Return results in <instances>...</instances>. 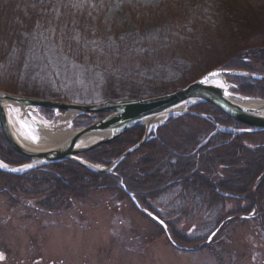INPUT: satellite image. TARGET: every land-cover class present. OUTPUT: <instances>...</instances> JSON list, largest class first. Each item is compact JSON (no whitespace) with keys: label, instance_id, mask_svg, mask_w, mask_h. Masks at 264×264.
I'll return each instance as SVG.
<instances>
[{"label":"rangeland","instance_id":"rangeland-1","mask_svg":"<svg viewBox=\"0 0 264 264\" xmlns=\"http://www.w3.org/2000/svg\"><path fill=\"white\" fill-rule=\"evenodd\" d=\"M91 8L97 13L88 14ZM239 54L241 62L230 68L264 76V0H0V91L17 96L81 104L146 99L178 91ZM253 81L248 83L254 87L264 82ZM58 113L45 108L32 116L49 125ZM96 115L103 119L108 113L80 115L71 129L89 127ZM200 120L195 119L197 127L203 125ZM169 123L158 129L155 124L153 130L184 131V121ZM16 126L36 134L30 122L16 120ZM126 134L112 142L123 138L125 148H131L134 142ZM141 157L129 155L124 168L139 164ZM123 192L98 190L64 199L53 209L40 195L19 203L21 197L0 193V264H217L220 258L224 264H264L259 227L264 213L261 222L231 221L223 237H213L212 253L188 245L185 235L197 236L204 212L181 218L167 230ZM187 201L175 200L174 207L187 209ZM233 207L228 203V209ZM207 228L212 235L214 228Z\"/></svg>","mask_w":264,"mask_h":264},{"label":"trees","instance_id":"trees-1","mask_svg":"<svg viewBox=\"0 0 264 264\" xmlns=\"http://www.w3.org/2000/svg\"><path fill=\"white\" fill-rule=\"evenodd\" d=\"M86 12L97 13L92 8ZM238 57L241 55H232L227 60L213 65L214 67L209 70L225 64L231 66L240 60ZM240 83L241 93L259 94L264 99V82L255 87L251 86L248 80L243 79ZM194 109L204 114L209 113L213 120L221 124L242 127L210 104H199ZM95 117L96 119L90 118L93 120L91 124L101 119L100 115ZM195 119L197 117L187 114L168 120L169 125L184 121L185 127L182 129L184 131H172L167 126L160 129L153 140L135 152L141 153L139 164L133 166L125 164L124 168V162L117 167L114 175L98 174L71 162L53 164L23 176L0 172V193L10 198L15 195L21 197L19 203L27 201L28 196L40 195L46 197L44 205L53 209L61 205L64 199L78 200L98 190L120 188L124 191L122 187H117V184L122 182L140 205L163 220L169 230L171 227L169 224L179 225L176 222L181 218H187L195 212L201 216L200 214L204 212L203 228H199L197 236L191 238V231L185 235L190 239L187 241L188 245L211 249L212 242L216 240L214 238L220 235L223 237L225 231L222 230L225 226L226 230L234 219L240 221L244 217L252 216L258 220L264 216V214L259 216L260 213H264V189L259 185L264 181V132L258 135L221 132L204 120H200L203 125L197 127ZM174 128L179 130L180 127ZM143 131L137 128L128 132L127 141L130 139L135 145L142 139ZM203 141L206 142V147L201 148ZM125 145L123 138H120L101 149L83 155V158L91 163L109 166L127 150ZM0 158L11 165H21L27 161L12 151L1 132ZM250 174H254L252 178H249ZM164 197H167L165 203ZM182 198L189 200L187 209H178V205H175V208V200L180 201ZM147 201L154 205H149ZM161 202L167 205L163 206ZM230 202L234 207L228 209ZM154 206L161 210V215L151 208ZM192 215L191 217L195 218ZM263 222L259 227L264 234ZM204 226L214 228L213 232L210 231L212 235L215 233L211 242L208 241L211 236L209 229ZM220 261L224 264L221 258L217 264H220Z\"/></svg>","mask_w":264,"mask_h":264},{"label":"water","instance_id":"water-1","mask_svg":"<svg viewBox=\"0 0 264 264\" xmlns=\"http://www.w3.org/2000/svg\"><path fill=\"white\" fill-rule=\"evenodd\" d=\"M231 76L264 81V76L254 75L247 71L215 69L192 84L173 93L146 99L107 101L94 104L67 103L22 97L0 91V128L12 149L29 161L21 167L9 166L0 162V171L21 176L42 166L69 161L96 173H112L125 158L134 153L148 140L150 128L142 123L144 120H156L160 117L166 120L186 113L204 118V115L200 113L183 108L184 104H212L233 120L250 127V129L243 132H263L264 116L260 114L259 109L247 105L251 101L249 97L232 92L237 87L229 81L228 77ZM260 101L264 102L263 100ZM39 108L53 109L55 112L64 111L75 115L108 113V116L89 127L78 130L75 136L65 143L42 150L27 147V145L19 141L11 120V117L15 116L19 123L27 125V122H30L36 129H40L45 125L35 120L32 116V114H37V109ZM142 125L146 127L143 140L122 154L110 167L99 168L80 159L81 155L96 150ZM92 134L106 137L90 145L81 146V140ZM130 198L139 208L132 195H130ZM151 217L158 221L154 216Z\"/></svg>","mask_w":264,"mask_h":264},{"label":"bare ground","instance_id":"bare-ground-1","mask_svg":"<svg viewBox=\"0 0 264 264\" xmlns=\"http://www.w3.org/2000/svg\"><path fill=\"white\" fill-rule=\"evenodd\" d=\"M193 82L187 84L186 86L192 84ZM184 87V86H182ZM181 87V89H182ZM172 93V92H171ZM160 96V95H159ZM155 97V96H154ZM157 97V96H156ZM152 98V97H149ZM247 105H249L252 108H257L260 110V114L262 116H264V102L258 100V99H251L250 102L247 103ZM194 106V104H184L183 108H188V107ZM217 109V107H214ZM218 111H220L219 109H217ZM221 113H223L222 111H220ZM224 114V113H223ZM226 115V114H224ZM77 115L70 113L69 115H65V116H58L55 120V122L49 124V125H45L44 127L37 129V133L36 134H30L29 131L25 128V130L23 131L22 129H19L18 127H16V119L15 116L11 117V120L13 121V125H14V130H15V134H17V138L19 139V141L23 142L25 145H27V147H31V148H35V149H42V150H46V149H50L53 147H56L62 143H65L67 140H69L71 137H74L75 134L78 132V130H72L70 125L73 122V120L75 119ZM184 116V115H183ZM228 116V115H226ZM229 117V116H228ZM179 118V117H177ZM201 118L203 120H205L206 122L212 124L217 131H221V132H229L228 130H230V126L229 125H224L221 124L219 122H215V124H213L211 122V120H209V116L206 114L204 115V118L202 117H198ZM209 118V119H208ZM230 118V117H229ZM232 119V118H231ZM163 122V119L157 118L155 119H150V120H144L142 123L149 126L150 128V132L148 134V140L147 141H151L153 140L154 136L150 137L151 134L154 132V127L152 125L156 124V123H161ZM152 124V125H149ZM162 125V124H161ZM243 130H248L250 129V127H247L243 124H241ZM139 128V127H138ZM137 129V128H135ZM133 129V130H135ZM132 131V130H131ZM129 131V132H131ZM144 135L142 136V139L145 136V129L143 131ZM128 133V132H127ZM251 135H258L260 134V132H250ZM106 136H100L99 134H92V135H87L86 137H84L81 140V146H86V145H90L92 143H95L96 141H98L99 139H103Z\"/></svg>","mask_w":264,"mask_h":264},{"label":"flooded vegetation","instance_id":"flooded-vegetation-1","mask_svg":"<svg viewBox=\"0 0 264 264\" xmlns=\"http://www.w3.org/2000/svg\"><path fill=\"white\" fill-rule=\"evenodd\" d=\"M232 69H237V68H232ZM229 81L232 82L234 80H233V78H229Z\"/></svg>","mask_w":264,"mask_h":264},{"label":"snow or ice","instance_id":"snow-or-ice-1","mask_svg":"<svg viewBox=\"0 0 264 264\" xmlns=\"http://www.w3.org/2000/svg\"><path fill=\"white\" fill-rule=\"evenodd\" d=\"M6 167V166H5ZM0 259H2V257H0Z\"/></svg>","mask_w":264,"mask_h":264}]
</instances>
